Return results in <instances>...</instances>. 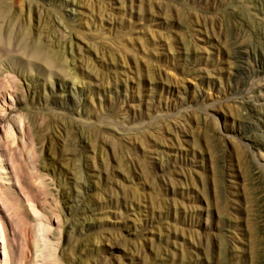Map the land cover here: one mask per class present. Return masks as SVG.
Instances as JSON below:
<instances>
[{
  "label": "rangeland",
  "instance_id": "rangeland-1",
  "mask_svg": "<svg viewBox=\"0 0 264 264\" xmlns=\"http://www.w3.org/2000/svg\"><path fill=\"white\" fill-rule=\"evenodd\" d=\"M263 54L264 0H0V264H264Z\"/></svg>",
  "mask_w": 264,
  "mask_h": 264
},
{
  "label": "bare ground",
  "instance_id": "bare-ground-1",
  "mask_svg": "<svg viewBox=\"0 0 264 264\" xmlns=\"http://www.w3.org/2000/svg\"><path fill=\"white\" fill-rule=\"evenodd\" d=\"M237 52H239V51H237ZM244 56H245L244 51L239 52V56H238L239 58L240 57L243 58ZM258 57L259 58L256 59V65H255L256 66V69H255V72H256V75L258 74V76L261 77V80H262L263 79V76H264V56L259 55ZM255 89L258 90V91L263 92V95H264V79L261 82H259L258 84L255 85Z\"/></svg>",
  "mask_w": 264,
  "mask_h": 264
}]
</instances>
